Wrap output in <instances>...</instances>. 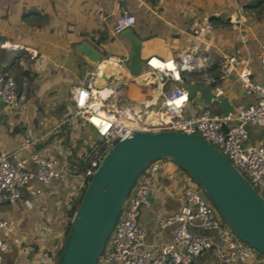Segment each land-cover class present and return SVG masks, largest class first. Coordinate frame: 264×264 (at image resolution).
Here are the masks:
<instances>
[{
    "label": "crops",
    "instance_id": "obj_1",
    "mask_svg": "<svg viewBox=\"0 0 264 264\" xmlns=\"http://www.w3.org/2000/svg\"><path fill=\"white\" fill-rule=\"evenodd\" d=\"M218 0H0V69L10 73L19 92L25 95L22 106L6 109L0 104V148L12 150L20 146L30 133L36 138L33 149H44L59 155L66 147L67 138L82 134L73 123H64L52 129L54 122L64 118L66 110L72 109L68 99L69 87L80 77L73 72L71 61L76 59L91 67L73 49V43L85 39L102 51L105 57H118L108 49L121 51L127 57V43L117 39L111 28L121 11L131 13L135 21L131 26L141 39V55L155 54L174 57L185 48H204L214 57L234 54L237 66L245 64L253 82H260L263 74L259 65L252 64V46L258 48L256 36L261 42L260 24L256 22L252 9L227 1L224 6L213 8ZM145 15V20L141 18ZM216 17L220 18L216 22ZM198 19L208 27L200 31ZM217 26V28L215 27ZM109 37L108 41L101 38ZM263 43V42H262ZM259 51V50H258ZM76 54V55H75ZM258 52L256 54L257 59ZM119 69V68H116ZM21 71H26L22 73ZM120 71L125 73V69ZM84 72V73H85ZM196 73H188L186 80L196 79ZM222 93L236 109L253 100V94L243 88L235 72L219 80ZM239 82V83H238ZM238 84L235 86V84ZM44 93L45 95L41 94ZM37 95L38 99H34ZM204 103L194 93L185 104L183 114L196 112ZM214 108V107H211ZM78 129V130H77ZM248 141L257 142L259 127L247 125ZM65 139V140H64ZM184 171L169 159L163 169L151 178L148 186V204L138 209V223L144 228V242H160L171 234L169 227L159 228L154 222L158 212L167 213L181 203L180 185ZM40 192L29 195L23 188L20 197L13 203H0V217L11 219L14 228L0 229V239L7 243L0 264H54V248L59 235L53 231L52 223L62 215L59 203L67 184L33 181ZM63 192V194H62ZM62 194V196L59 195ZM189 230L218 243L212 229L194 223ZM209 250L193 257L191 264L203 258L211 264H264V258L236 260L224 263L212 259Z\"/></svg>",
    "mask_w": 264,
    "mask_h": 264
},
{
    "label": "built area",
    "instance_id": "obj_2",
    "mask_svg": "<svg viewBox=\"0 0 264 264\" xmlns=\"http://www.w3.org/2000/svg\"><path fill=\"white\" fill-rule=\"evenodd\" d=\"M133 14L121 11L114 20L112 34L132 26ZM208 25L199 26L205 31ZM217 28V26H215ZM258 44V65L263 73L260 82H253L245 64L237 66L238 59L234 54H222L220 57L200 48H185L174 57L162 58L150 54L141 60L137 74L127 73L124 66H119V58L110 56L100 59L86 71L76 83L69 87L68 99L72 110L64 118L54 122L52 129L62 124L73 123L77 128L88 126L95 134L94 139L86 141L84 132L72 134L67 145L59 155L44 149L38 152L33 149L36 138L30 133L19 147L12 150L0 148V203H13L20 197L23 188L29 195L39 193L33 181L41 184L59 182L67 184V190L60 198L63 208L82 190L89 176L98 165L102 156L117 140L135 131H156L174 129L187 133H199L209 143L219 149L234 168L254 187L264 199V44L251 36ZM107 61L117 68H124L122 73L115 67L112 69L121 75V82L128 79L142 87L149 86L150 97L133 103L120 97L115 87L118 80L105 81L103 87L108 88L102 101L92 97L93 81L99 76V64ZM214 64L216 76L205 71L208 65ZM235 72L241 86L253 94V100L239 105L234 113L222 115L212 110L211 105L203 104L191 114L184 115L183 109L189 101L187 90L182 86L185 81H202L210 84L218 78L224 79ZM188 73H196V79L186 80ZM112 77V76H110ZM141 82H138V81ZM110 82V85L108 84ZM14 77L0 69V102L8 106H22L25 95L17 91ZM215 96L222 93L219 85H212ZM95 94L99 96L95 89ZM129 102V103H128ZM152 111L150 119L146 113ZM224 123L226 130H222ZM259 127L257 142L248 141L247 125ZM72 160L74 171L69 167ZM163 169V162L151 161L137 176L116 217L99 252L96 264H191L198 253L209 250L212 259L224 263L236 260L257 259L255 249L243 242L222 220L215 206L209 199L199 194L200 188L187 174L182 176L180 185L181 203L173 211L156 213L154 222L159 228L169 227L171 234L160 242H144V228L138 223V209L148 204V186L152 177ZM72 171V172H71ZM72 180L67 182L68 178ZM212 229L218 236V243L210 238L189 230V226ZM12 230L14 222L0 217V229ZM105 244V243H104ZM7 243L0 239V260L6 250ZM197 264H211L203 258Z\"/></svg>",
    "mask_w": 264,
    "mask_h": 264
},
{
    "label": "water",
    "instance_id": "obj_3",
    "mask_svg": "<svg viewBox=\"0 0 264 264\" xmlns=\"http://www.w3.org/2000/svg\"><path fill=\"white\" fill-rule=\"evenodd\" d=\"M116 37L128 46L127 73L137 74L143 58L140 37L131 26L121 29ZM73 49L90 67L102 59V51L85 39L73 43ZM118 81L116 90L123 85L121 78ZM104 83L99 76L93 81L94 87ZM218 83L216 78L210 84L185 81L182 86L188 97L197 93L203 103L217 108L222 115L232 114L235 108L228 96H215L212 91V85ZM152 114L146 113L147 118ZM221 128L226 130L224 123ZM161 157L184 169L215 206L223 222L243 242L264 255V199L226 156L199 133L159 129L135 131L115 141L102 156L83 187L55 264H96L138 174Z\"/></svg>",
    "mask_w": 264,
    "mask_h": 264
},
{
    "label": "rangeland",
    "instance_id": "obj_4",
    "mask_svg": "<svg viewBox=\"0 0 264 264\" xmlns=\"http://www.w3.org/2000/svg\"><path fill=\"white\" fill-rule=\"evenodd\" d=\"M227 1L229 2L231 0H218V2L216 4H213L212 5V7L213 8L220 7L221 6L220 3H223V5L226 6L227 5ZM235 1L238 4H240L237 0H235ZM251 6H253V5L251 4ZM249 8L253 10V12L255 14L256 22L261 25L260 26L261 27L260 30L264 32V2H261V4L259 6H256V7L253 6V7H249ZM216 20L217 21L219 20V22L221 21L220 18H216L215 21ZM197 23H199V24L200 23H203L202 22V19H198ZM259 40H261V42H263V44H264V33L262 35L260 34V39ZM258 50H259V48H256V47L252 46V53H251L252 64L254 63V64L258 65V62L256 60V54H257ZM112 53H114V54H116V56H118V58H119V60H118L119 61V66H124L125 67L126 66V62H127V58H124L123 57V55H122L123 53L121 51H118L117 49H108V51H106V53H105V56H108L109 54H112ZM71 65H72V67H75V69H73V72L76 74V77H80L81 75H83L84 72H85V70H86V68H87L86 65H84L83 62L79 61V59L77 60L75 56H74V58L71 61ZM217 85H219V86L222 87V84H221L220 81H219V83ZM236 85H238V84L236 83L235 86ZM16 89L18 91L17 86H16ZM41 94L42 95H45L42 92H41ZM119 95H120V97H125L129 101H131L133 103H136L137 101H142V100L148 99L150 97L149 86L142 87L141 85L134 83V81L132 79H128V81L126 82V84H124V85L121 86V88L119 90ZM36 96L37 95L34 96V99L36 98L38 101L43 98V97H41V99H38V97H36ZM42 101L43 100H41V102ZM0 104H2L3 107L6 108V109H9V108H13L14 107V106H8V105H6V104H4L2 102H0ZM71 110L69 112H68V110H66V112L64 113L63 116H67L69 113H71ZM78 129H79V127H78ZM80 129H84V136L86 137V141L87 142H89L90 140L94 139V135L95 134L92 132V130H90V128L88 126H81ZM167 159H169V158H167V157L158 158V160H160L162 162H164ZM172 163H174V162H172ZM178 167L181 169L180 166H178ZM71 180H72V177H69L68 180H67V182H69ZM198 192H199V194L201 196L207 198V196L201 190H199ZM62 194H63V192H62ZM62 194L59 193L60 196H62ZM57 244L58 245H61V238L58 239V243ZM104 246H105V248L108 247V245H106V242H105ZM255 254L257 256H259V257L264 258V255L262 253H260V252H257L256 250H255ZM57 259H58V256H57ZM57 259H56V261H57Z\"/></svg>",
    "mask_w": 264,
    "mask_h": 264
},
{
    "label": "trees",
    "instance_id": "obj_5",
    "mask_svg": "<svg viewBox=\"0 0 264 264\" xmlns=\"http://www.w3.org/2000/svg\"><path fill=\"white\" fill-rule=\"evenodd\" d=\"M239 3L243 4L244 7H256V6H259L261 4V2H264V0H237ZM153 3L156 2V0H152ZM251 4L253 6H251ZM142 19L145 20V15H142L141 16ZM218 18V17H216ZM101 40H105V41H108L109 40V37H100ZM159 57H162V56H159ZM162 58H165V57H162ZM215 65L214 64H211V65H208L205 69V71L207 73H209L211 76H216V71H215ZM22 73H25L26 71H21ZM19 80H17V83H18ZM16 83V85H17ZM213 111L217 112L218 109L217 108H212ZM68 139V138H67ZM65 140V139H64ZM67 141V140H66ZM69 167L71 168L72 171H74L76 168L73 167V164H72V160L69 161ZM182 169V168H181ZM185 173L186 171L184 169H182ZM71 171V172H72ZM83 189V188H82ZM82 190L78 193V195L72 199V201L70 202L69 204V207L65 206L63 209V215L61 217H59L57 219V221H55L54 223H52V226H53V231H56L59 235V239L61 238V245H62V241H63V238L65 237L66 235V232H67V229H68V226H69V223H70V220H71V217H72V214L75 210V207H76V204L79 200V197H80V194H81ZM61 245H56L55 248H54V254H53V263L55 264L56 263V259H57V256H58V253L60 251V248H61Z\"/></svg>",
    "mask_w": 264,
    "mask_h": 264
},
{
    "label": "bare ground",
    "instance_id": "obj_6",
    "mask_svg": "<svg viewBox=\"0 0 264 264\" xmlns=\"http://www.w3.org/2000/svg\"><path fill=\"white\" fill-rule=\"evenodd\" d=\"M113 63L115 64V62L113 61ZM111 63H108L107 61H103L99 64V68L97 70V73L99 75V77L103 80V81H110L113 82L114 80H119L121 78L120 74L117 75V73H115V71L112 69V67L117 68V66H115L114 64L110 65ZM121 68L119 67V70ZM123 73V72H122ZM112 76V77H110ZM110 82L108 83L110 85ZM95 89L98 91V95L95 94ZM108 91V88L103 87V86H96L93 89V94L92 97L96 98V100L98 102L102 101L104 95L106 94V92Z\"/></svg>",
    "mask_w": 264,
    "mask_h": 264
}]
</instances>
